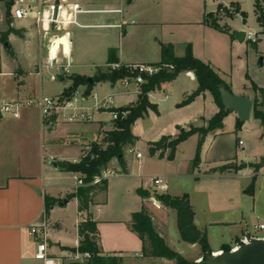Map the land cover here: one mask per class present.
<instances>
[{
	"label": "crops",
	"instance_id": "crops-1",
	"mask_svg": "<svg viewBox=\"0 0 264 264\" xmlns=\"http://www.w3.org/2000/svg\"><path fill=\"white\" fill-rule=\"evenodd\" d=\"M72 1L79 2L85 10H90L81 13L79 16L80 22L87 26L85 28H73L74 45L72 48V73L85 75L87 77H93L100 66L107 64L109 51L113 48L116 49L119 62L124 64L157 63L162 59L163 47L165 45H171L176 56H183L186 52V46L191 43L186 41L183 42L184 53H179L176 48V43L178 41L174 28L177 25L184 23H197L199 25L209 26L204 22L205 15L208 14L207 3L205 0ZM231 4L237 5L242 11L239 2H232ZM217 10H219V7ZM114 24H120L121 27L109 26ZM24 25H26V27H23ZM29 26L36 25L31 22H25L24 24H21V26L16 27L27 29ZM43 51H45V48L42 49V58L46 54V52L44 53ZM153 58L157 59L153 60ZM203 61L209 63L229 84L233 91L232 84L228 78L229 76L226 73L221 72V70L210 61ZM88 68L93 69L89 70L91 72L88 73ZM37 71L38 70L22 74L23 76L21 75L19 78L21 85L26 84L24 81V76H26V74H38ZM183 72L188 75L190 74L192 78L196 79L193 72ZM179 76L174 81L163 83L160 89L151 91L149 95L150 100L157 103L159 107L158 101L161 99L159 94L165 92L168 97L169 86L172 85ZM59 80L63 83V87L49 96L61 95L64 89L71 85V82L68 79H64V77H61ZM111 85L116 86L118 83ZM41 88L43 87L41 86ZM118 93L125 92L122 90ZM240 94L249 96L252 100L258 97L261 102L260 108L264 110L263 95L259 97V93L255 89L251 90V92L241 91ZM183 95L184 97H187L189 91H185ZM198 97L213 101L215 110L214 114L219 110V107L210 92L207 91ZM136 100L134 101L135 103ZM126 106L127 105L120 107ZM35 111L33 108L24 107L21 110L20 117H9L5 114H1L0 117V129L5 130L4 133L0 134V264H43L41 260H38L35 257L39 238L31 234V226L40 222L42 219L43 212L46 210V196H51L58 200L50 209L49 213L46 211L49 223L47 239L49 253L53 256H64L67 255L69 251H74V249L77 248L80 244L78 224L82 220V215L78 211V199L74 197L76 198L78 214L75 224L76 230L74 244L69 245L68 243H65V220L59 215L57 217L55 212L59 206L62 207L72 200L73 197L68 198V195L75 192L76 178H80V175L62 171L57 164L59 161H78L81 159L87 148L90 147L91 141L103 137L102 142L100 143H104L106 132L113 126L111 119L106 118H101L99 120L93 119L90 122H69L57 119L47 121L43 119L39 108H36ZM229 115H232L234 120L237 121V113L230 112L224 120V128L215 131L214 134L210 133L205 139L202 150L208 139H212V142H214L218 137L226 133V119ZM210 118L211 117L202 116L203 124L207 125V121ZM256 120L259 121L261 125L260 133L261 138L264 140V125L261 124L260 120ZM84 125L85 127H83ZM104 125H106L108 129L104 128ZM244 125L245 123L242 128ZM61 129L65 131V135L58 134V131ZM61 139L66 140L63 148L60 147L61 144L59 141ZM161 152L165 154L164 151H156L154 154H160ZM251 153L252 150L245 151L244 156L241 157L239 152L236 151V153L229 156L223 161V163L212 168H217L229 162L235 160L240 161L247 158L243 163L239 162V164H235L237 166L240 164L243 165L237 172L218 173H226L230 175V177L243 176L249 178L251 182L252 177L255 174L253 167L250 166V163L254 162L253 157H249ZM125 159L127 163L125 171H123L121 166H118L117 164H114V161H111L109 166L114 168V170H112L114 173L107 174L109 182L108 189L107 191H102L95 195L94 204L90 208L93 218L97 221L100 246L107 254L111 253L125 256V259L127 260L126 264H143L147 263V261L156 262L161 259L165 261V264H170L169 259L167 260L166 258L144 257L142 252L143 241L130 227L133 214L136 211H139L143 205H145L151 213L149 204L153 203V199H151L150 196L142 198L139 189L153 190V187L149 184V179L153 176L144 178L140 176V173L133 174L129 161L127 158ZM202 163L203 159L198 168L202 166ZM262 171H264V167L257 172L254 193L252 195H247L245 192L246 187L242 185L239 190L236 191L234 197H232L233 194H231V198L229 196V198L225 200L224 203L227 204H225L224 207L226 209L225 211L234 210V215L236 217L244 218V211L239 210L241 206H238V204L239 200L242 201L243 196L247 195L250 197L248 210L256 212L257 202L263 198V188L260 189L258 183V177ZM67 175L73 177L75 180L74 184L69 185L72 187V191H64L61 189L62 186L64 187L67 185H59L51 182V179L53 178H62ZM164 177L167 178L166 176ZM126 183L127 193L129 194L131 192L129 184L132 183V188L137 193V198H133L131 202L129 201L130 203L119 212L116 209L113 210V208H107L112 192L116 187L118 190L121 189ZM169 193L172 195H178L171 192ZM128 197L129 196H127V198ZM64 199H68V202L64 203ZM193 206L195 209L196 221L197 211L194 204ZM161 207L169 209L173 214L172 208L163 205ZM161 207H158V209H162ZM224 222L234 223L235 221H233L232 218L230 221ZM242 222L243 219L240 223L242 224ZM246 234H249L252 237L255 236L249 231H247ZM244 236L246 235L244 234ZM256 236L264 237V234ZM236 237H239V235ZM223 244H230L231 246L236 247L235 244L230 241L222 243L218 249L212 248V252L214 254L221 252Z\"/></svg>",
	"mask_w": 264,
	"mask_h": 264
},
{
	"label": "rangeland",
	"instance_id": "rangeland-1",
	"mask_svg": "<svg viewBox=\"0 0 264 264\" xmlns=\"http://www.w3.org/2000/svg\"><path fill=\"white\" fill-rule=\"evenodd\" d=\"M205 1L208 13L213 12L208 16L211 19L213 17L221 18V16H224L222 19H219V22L223 27L229 29V31H219L197 23L179 24L174 28L178 41L176 43L177 51L181 54L184 53L183 42H190L196 56L210 61L221 72L229 76L228 78L235 94H240L241 91L251 92V90H254V84L264 88V32L254 11L255 0ZM232 2H239L244 14L238 13L234 16H227L226 10L229 13H234L235 11L230 6ZM221 4L227 5L226 8L228 9L217 10ZM7 5L8 0H0V36L8 28L6 22ZM24 23L20 21L16 25L21 26ZM18 29L22 30L23 36L12 34L8 40L0 41V72L2 71L0 73V107L4 103L14 100L26 101L31 97H39L41 94L52 95L63 87V83L60 80L55 82L50 80L47 70H44L42 75L26 74L24 76L26 84L21 85L19 78L22 74L35 72L39 69V64L43 60L42 49L45 47L36 26ZM241 30H252L257 34L258 41L256 43L247 39L239 41L236 31ZM6 42H8V46ZM43 52L45 53L46 51ZM156 59L153 58V60ZM99 68L107 70L108 66L102 65ZM92 69L88 68L87 72H91L89 70ZM68 80L72 83L70 79ZM197 86L198 82L196 79L192 78L190 74L182 72L179 78L169 86L168 97L165 92L160 93L159 97L161 99L158 101L160 113L157 114L151 111L148 115L135 122L132 131L137 140L134 145H129L125 148V158L129 161L133 174L140 173V176L144 178L155 175L166 176L169 184V189L165 191L166 193L171 192L180 195L187 192L190 194L191 201L197 211L195 223L207 229L211 248L218 249L222 243L230 241L237 246V239H240L242 242L247 240V237L244 236L247 231L255 236L264 234V228L259 227L261 223H264V171L258 177L259 188H263V198L257 202L256 212L248 210L250 197L247 195L249 194L243 196L242 201L239 200L238 206H241L239 210L244 211L243 218L236 217L234 210L225 211L224 207L226 203L224 202L229 196L231 198V194L234 197V194H236V191L242 185L247 187L250 183L249 178L243 176L230 177V175L226 174L227 172L220 174L218 173L220 171H215V168L212 167L223 163L236 151L243 157L244 152L248 150H252L249 157H253V163H261L264 158V140L261 138L260 133L261 125L252 114V118L245 122L244 127L242 128L243 125H241L240 129L236 130V123L239 122V118L236 115L237 121H235L233 116L229 115L226 119V133L218 137L214 142H212V139L206 141L204 149L201 152V161L203 159V163L200 168H198L200 164L197 167L195 166L198 143L196 134L189 136L185 141L181 142L178 145L174 158H169L170 148L168 144L171 139L178 137L183 132L189 131L192 126H203L202 116L212 117L214 115V103L210 99L196 97L192 102L182 105V102L186 98L183 95L184 92L189 91V94H191ZM80 89L85 90V86H80ZM122 90H124V86L121 84L112 86L109 82H99L92 92L97 94L99 99H103L108 94H114L115 105L117 107L134 105L138 94L134 92L118 93ZM24 107L33 108L34 111L38 108L36 105L23 106L22 109ZM93 112L94 120L101 118L112 119V114L109 112L102 113L98 109H94ZM5 115L9 117L13 116L10 113ZM104 128L108 129L106 125H104ZM4 132L5 130L0 129V134ZM214 133L215 131L212 132V134ZM58 134L65 135V131L61 129L58 131ZM102 139L103 137L91 141V144L93 142H102ZM165 140L167 141L163 143ZM238 140H243L244 144L239 145ZM65 141V139L59 141L60 147L63 148ZM151 145L156 151H164V156L160 157L159 153L151 154ZM137 152H141L143 157L137 158ZM246 159L235 160L227 164L235 165L239 164V162L243 163ZM112 161L115 162L114 164L120 166L117 159H113ZM111 167L109 166L108 171L114 170ZM254 173H256L255 170ZM51 182L67 185L62 186L61 189L72 191V187L69 185L74 184L75 180L73 177L67 175L62 178H53ZM129 187L131 190L129 194L127 193V183L119 190L116 187L117 190L115 189L110 195L107 208H113V210L116 209L119 212L133 198H137V193L133 190L132 183L129 184ZM147 191L150 192V190ZM153 192L155 190H151V199L155 197ZM127 196L129 197L127 198ZM161 208L158 209L154 203L149 204V209L153 215L152 218L159 230L165 234L169 245L190 261L201 260V246L181 239L177 225L176 210L173 209L172 214L169 209ZM55 214L57 217L59 215L65 220V243L69 245L74 244L75 224L78 215L76 198L73 197L68 204L62 207L59 206ZM232 218L235 221L234 223L224 222L230 221ZM242 219L243 222L241 224L240 221ZM237 235L239 237H236ZM72 252L69 251L68 254ZM118 258L122 261V264H126L127 260L125 256L118 255ZM160 261H147V263L143 264H165L163 259ZM169 263L175 264V261L169 260Z\"/></svg>",
	"mask_w": 264,
	"mask_h": 264
},
{
	"label": "trees",
	"instance_id": "trees-1",
	"mask_svg": "<svg viewBox=\"0 0 264 264\" xmlns=\"http://www.w3.org/2000/svg\"><path fill=\"white\" fill-rule=\"evenodd\" d=\"M11 4V0H8V5ZM227 5L219 6V9L226 10ZM234 8L233 12L226 10L227 16H234L238 13L244 14L237 5H230ZM255 12L258 16V21L264 32V0H255ZM211 13L205 15L204 22L220 31H229L226 27H223L218 17H209ZM7 25L8 28L1 33L0 41H6L10 35L16 34L23 36L22 30L16 28L12 24V18L7 13ZM119 62L116 49L109 51V58L107 64ZM156 65H169L172 68H162L158 73L153 75H147V81L141 85L142 93L138 95L136 103L131 106L119 107L116 110H128L129 113L126 117L119 116L118 119L113 121V127L106 132L104 137V143L93 142L90 145V150L87 154H83L78 161H59L58 167L62 171L79 174L82 180V185L78 186L75 192L68 195V198L76 197L78 199V211L82 215V220L78 224V231L80 236L79 249L81 251H89L93 254V257L86 264H122V261L118 258V255L105 253L99 243V232L97 228V221L93 218L90 212L91 206L94 204V197L97 193L107 191L108 178L103 177L100 181L95 182L97 177H102L104 171L108 169L109 164L113 159H117L123 171L126 170L127 163L125 159L124 150L129 145H134L137 137L132 131V127L135 122L148 115L151 111L159 114L158 104L152 102L148 93L160 89L163 83L174 81L181 72L191 71L195 74L198 81V87L195 91L189 94L182 105L192 102L199 95L210 92L219 107V110L207 121V125L192 126L189 131L183 132L178 137L171 139L168 147L170 148L169 158H174L178 145L185 141L189 136L197 134V154L195 159V166L197 167L201 162V152L205 143L206 137L219 129L224 128V120L230 111L224 109V105L221 99L220 87L225 85L229 90L231 87L220 76V74L207 62L199 59L194 55L191 44L186 46V52L183 56H176L171 45L163 47L162 59ZM134 75L131 73L128 65L123 64L120 68L102 70L98 68L93 76V83L87 81V76L80 74H71L64 77V79H70L71 85L64 89L62 94L63 98H70L74 92L85 86V93L90 94L95 85L99 82H109L116 84L120 79ZM254 89L259 93V97L263 95L264 88L254 84ZM261 102L259 98L253 100V115L259 119L261 124L264 125V111L260 108ZM1 117V113H0ZM243 122L239 120L236 123V130H239ZM167 138V137H166ZM169 138V137H168ZM167 140L163 141L165 143ZM153 145V144H152ZM150 146V153L154 154L156 149ZM164 153H160V157H163ZM240 165L224 164L215 168V171L220 172H237L242 168ZM254 168L255 174L252 177L250 184L246 187L245 192L252 195L255 190L257 172L264 167V158L261 163L250 164ZM139 193L142 198L151 196V191L139 189ZM154 196L165 207L172 208L177 212V225L180 233V237L183 241L192 244H199L201 246L202 259L199 261H190L184 257L179 251L173 249L167 242L163 232H161L158 226L155 224L151 213L148 208L143 205L139 211H136L131 220L130 227L135 231L143 241V256L151 258H166L174 260L175 264H205L204 260L210 254H212V248L208 239V232L206 228H200L195 223V209L191 202L190 194L183 193L181 195H172L170 193H156ZM57 199L51 196L45 197V208L47 213L57 203ZM247 238L252 237L249 234H245ZM237 244H241L240 239L236 240ZM230 244H223L222 250H231ZM75 250V249H74Z\"/></svg>",
	"mask_w": 264,
	"mask_h": 264
},
{
	"label": "built area",
	"instance_id": "built-area-1",
	"mask_svg": "<svg viewBox=\"0 0 264 264\" xmlns=\"http://www.w3.org/2000/svg\"><path fill=\"white\" fill-rule=\"evenodd\" d=\"M8 11L12 18V24L16 27L17 22H31L35 24L41 34L46 54L39 64L38 74L42 75L47 70L50 80L57 81L61 77H66L72 73L73 59L72 48L74 45V27H86L80 22L81 13L90 11L85 10L79 2L72 0H11L8 5ZM118 26L121 25H109ZM23 27H26L24 25ZM257 34L252 30L246 31L245 39L256 43L258 41ZM124 63L116 62L106 64L108 68H120ZM131 73L134 75L126 76L117 83L124 86V92H134L141 94V85L147 79V75L158 73L162 68L172 66L156 65L152 63H130L126 64ZM150 95V92L148 93ZM36 105L41 111L44 120H62L69 122H90L93 120V110L98 109L102 113L109 112L112 114L111 121L118 119L119 116L126 117L128 110L118 111L115 105L114 94H108L103 99H99L97 94H86L84 90L78 88L70 98H63L60 95L49 96L40 95L39 97H31L26 101L14 100L4 103L0 107L1 114L10 113L14 117L21 116L23 106ZM240 145L244 144L243 140L239 141ZM90 147L84 154H87ZM137 158H142L141 152L136 153ZM113 171H104L102 177H97L95 182L101 178L107 177V174H113ZM82 180L76 178V188L82 185ZM149 184L156 193H166L169 189L167 178L164 176H153L149 179ZM164 191H160V190ZM153 203L157 207H161V202L156 197ZM264 228V224L259 225ZM48 228L49 223L46 210L43 212L40 222L31 226V234L38 237L37 250L35 257L41 260L43 264H86L93 254L89 251H81L79 245L71 253L64 256H53L49 253L48 246Z\"/></svg>",
	"mask_w": 264,
	"mask_h": 264
},
{
	"label": "water",
	"instance_id": "water-1",
	"mask_svg": "<svg viewBox=\"0 0 264 264\" xmlns=\"http://www.w3.org/2000/svg\"><path fill=\"white\" fill-rule=\"evenodd\" d=\"M10 14V11H8ZM246 31H236L239 41L245 40ZM8 46V42H6ZM87 81L93 83V77L89 76ZM221 99L224 109L236 112L241 122L245 123L252 117L253 100L246 95L235 94L225 85L220 87ZM68 199H64L67 203ZM205 264H264V237H249L241 244L231 250H222L217 254H210L204 260Z\"/></svg>",
	"mask_w": 264,
	"mask_h": 264
}]
</instances>
